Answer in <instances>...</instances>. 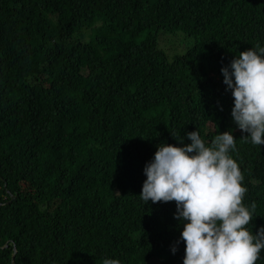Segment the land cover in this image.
Listing matches in <instances>:
<instances>
[{
	"label": "trees",
	"instance_id": "16d2710c",
	"mask_svg": "<svg viewBox=\"0 0 264 264\" xmlns=\"http://www.w3.org/2000/svg\"><path fill=\"white\" fill-rule=\"evenodd\" d=\"M257 45L264 0H0V264H183L175 201L139 194L157 146L195 130L232 131L264 226V145L221 72Z\"/></svg>",
	"mask_w": 264,
	"mask_h": 264
},
{
	"label": "clouds",
	"instance_id": "9594fccd",
	"mask_svg": "<svg viewBox=\"0 0 264 264\" xmlns=\"http://www.w3.org/2000/svg\"><path fill=\"white\" fill-rule=\"evenodd\" d=\"M221 72L233 97V122L247 133L245 140L264 145V46L240 52ZM185 136L191 143L180 137V146H157L143 168L139 197L144 204L175 201L174 219L183 224L177 241L185 244L183 264H256L264 250V226L255 233L248 227L256 204L243 202L248 189L230 154L237 150L236 138L224 131L208 144L197 130ZM103 264L121 262L105 258Z\"/></svg>",
	"mask_w": 264,
	"mask_h": 264
},
{
	"label": "rangeland",
	"instance_id": "374dc122",
	"mask_svg": "<svg viewBox=\"0 0 264 264\" xmlns=\"http://www.w3.org/2000/svg\"><path fill=\"white\" fill-rule=\"evenodd\" d=\"M173 45H176V42H175V41H173V42L171 43L170 47L173 46Z\"/></svg>",
	"mask_w": 264,
	"mask_h": 264
},
{
	"label": "water",
	"instance_id": "95a60500",
	"mask_svg": "<svg viewBox=\"0 0 264 264\" xmlns=\"http://www.w3.org/2000/svg\"><path fill=\"white\" fill-rule=\"evenodd\" d=\"M14 199V198H13Z\"/></svg>",
	"mask_w": 264,
	"mask_h": 264
}]
</instances>
